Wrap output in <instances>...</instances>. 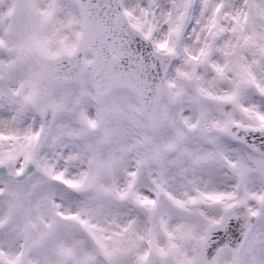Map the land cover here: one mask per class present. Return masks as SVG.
<instances>
[{
  "label": "snow or ice",
  "instance_id": "6c2138e0",
  "mask_svg": "<svg viewBox=\"0 0 264 264\" xmlns=\"http://www.w3.org/2000/svg\"><path fill=\"white\" fill-rule=\"evenodd\" d=\"M0 264H264V0H0Z\"/></svg>",
  "mask_w": 264,
  "mask_h": 264
}]
</instances>
